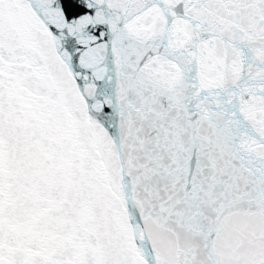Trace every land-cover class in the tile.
<instances>
[{"label":"snow or ice","instance_id":"obj_1","mask_svg":"<svg viewBox=\"0 0 264 264\" xmlns=\"http://www.w3.org/2000/svg\"><path fill=\"white\" fill-rule=\"evenodd\" d=\"M0 264H264V0H0Z\"/></svg>","mask_w":264,"mask_h":264}]
</instances>
